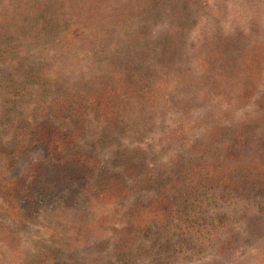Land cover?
Here are the masks:
<instances>
[{"label":"rangeland","instance_id":"rangeland-1","mask_svg":"<svg viewBox=\"0 0 264 264\" xmlns=\"http://www.w3.org/2000/svg\"><path fill=\"white\" fill-rule=\"evenodd\" d=\"M76 1L0 0V264H120L115 242L128 222L109 194L52 195L42 209L5 194H14L4 182L16 178V162L54 156L32 139L57 98L79 97L124 73L145 85L142 100H124L114 118L91 113L78 143L100 158L110 180L134 160L163 181L195 161V139L212 142L218 125L264 138V0H170L167 13L155 0ZM214 65L217 74L222 69L217 80L209 77ZM48 113L61 128L72 126ZM215 143L209 151L232 164L245 166L258 152L229 156ZM131 179L123 210L155 192ZM241 231L232 262L209 255L194 264H264V237Z\"/></svg>","mask_w":264,"mask_h":264},{"label":"trees","instance_id":"trees-1","mask_svg":"<svg viewBox=\"0 0 264 264\" xmlns=\"http://www.w3.org/2000/svg\"><path fill=\"white\" fill-rule=\"evenodd\" d=\"M169 1L155 0L166 13ZM185 4L193 6V0H185ZM227 63L228 58L223 61L222 69ZM218 69L219 74L215 65L211 67V79L222 76L221 67ZM113 82L89 89L79 97L57 98L56 103L47 105L46 112L40 113L32 140L42 149L52 151L54 156L47 163L36 158L19 166L15 161L16 168L20 169L16 178L4 182L12 185L14 194L9 190L5 194L37 209L53 202L54 195L72 201V195L82 189L109 194L118 203L119 210L124 211L128 222L115 242L114 256L120 264H139L138 256L143 255L148 264H194L209 255L231 261L242 246V229L254 238L264 237V138L256 140L246 136L242 126L218 125L212 142L196 138L192 149L197 154L195 161L176 173L170 172L159 183L144 161L127 160V173L112 174V180L105 176L100 158L78 144L88 118L96 112L101 117L114 118L121 113L124 100H142L145 87L135 75L127 73ZM252 90L250 85L245 87L248 97ZM48 110H56L57 119H64L73 127L61 128L50 122L52 115ZM215 141L229 156L253 153L251 147L258 152L255 158L250 155V161L245 160V166L241 164L243 160L235 164L224 162L226 153L218 157L209 151ZM69 144L76 148L74 153H65L70 149ZM208 168L212 171H206ZM130 177L145 187H155V192L152 197H141L123 210L130 192Z\"/></svg>","mask_w":264,"mask_h":264}]
</instances>
